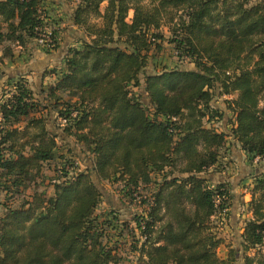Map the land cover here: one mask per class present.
Listing matches in <instances>:
<instances>
[{"label": "trees", "instance_id": "trees-1", "mask_svg": "<svg viewBox=\"0 0 264 264\" xmlns=\"http://www.w3.org/2000/svg\"><path fill=\"white\" fill-rule=\"evenodd\" d=\"M44 7L45 0H0V66L45 28H53L52 42L42 49L57 48L59 22ZM70 21L83 36L55 82L37 96L19 77L0 103V192L32 190L0 216V264H120L123 234L95 214L97 182L112 181L123 184L126 204L143 205L122 231L133 241V264H235L233 251L218 257L212 220L214 197L230 196L206 173L227 137L250 162L264 157V2L75 0ZM163 26L175 56L193 69L147 72L151 50H163ZM215 96L224 97L223 111ZM225 113L228 135L214 126ZM51 114L62 133L48 129ZM56 138H72L91 168L72 176L59 169L47 197L36 184L55 158ZM250 197L241 247L258 252L242 264H264L262 174Z\"/></svg>", "mask_w": 264, "mask_h": 264}, {"label": "rangeland", "instance_id": "rangeland-1", "mask_svg": "<svg viewBox=\"0 0 264 264\" xmlns=\"http://www.w3.org/2000/svg\"><path fill=\"white\" fill-rule=\"evenodd\" d=\"M61 1L68 4V2L71 3V1L73 0H61ZM248 1L250 4H254L260 1L264 2V0H248ZM58 10L54 8V2H52V0H45L44 11L45 14H47V16L49 17V19H53L59 23H63V22L65 23L66 21L64 20L65 19L64 15L61 16L60 12L56 13V11ZM60 27L61 26H59V30L57 31L58 46L56 49H53L52 51H56L63 46V37L61 33L66 32L67 25L65 28H60ZM160 31L162 32L165 38V40L162 42L163 50L161 52H156L155 50H151V52L149 53V57H150L149 64L151 66L146 69L147 72L152 71L150 69L152 66L155 68L156 72H159L164 67L172 68L176 65L185 69H193V64H191L188 59L179 60V58L175 56V54L173 53L172 45L167 43L168 39H170L171 37L168 28L163 26ZM81 35L83 34L81 33ZM39 48L42 49L41 47H38L35 44V42L28 43L26 47H20L19 45H15L14 47H12L13 50L12 56L6 57L4 59V64L0 66V103L10 94V90L12 89L11 83L19 78L14 76L10 78H6L7 74H9L6 63H8L9 66H11L10 63L13 64L14 66L12 67V69L15 71L17 66L16 61L19 62V59H21V61L23 62L31 60L33 57V53L35 52L36 49ZM49 53L50 52H46L45 54L48 55ZM0 56H1V52H0ZM14 59L15 61H13ZM52 70L53 68L47 73L51 74L53 73V71L56 72L55 69L53 71ZM132 90L134 92H137V88H133ZM214 104H216L218 107L224 108V97L219 98L215 96ZM54 117L55 115L53 114L50 115L49 118L51 119L48 125V129H51L55 133H62L60 130L61 128L59 129L57 125L58 124L62 125L63 123L60 120H58V122H55ZM220 127H221L220 125H217V130L219 132L221 130ZM56 141L58 143V149L56 151L55 158L52 160V162L43 166V175L42 178H40L41 181L39 180L36 184L37 185L36 189H38V191H44L47 197L53 194V189L51 187V184L49 183L53 181L56 175L59 176V173L57 172L59 171V169L67 170V168L69 167L71 171L70 175L72 176L74 173H81L86 169L88 170L89 168H91V161L88 159V157L85 154H82L80 152L79 147L74 144L72 138H66L65 141H62L60 138H56ZM228 148L229 147H227L226 145V147L220 152V158L218 159V163L216 167L210 169L206 173V175L208 179L210 176V180L212 179L211 175H213L214 177L216 176V174L219 173L224 175L223 176L224 182H220V183H225L224 184L225 189L229 193V196L232 195L229 202V212L226 220L230 222L229 219L231 214L230 208L234 206V208L237 210L236 212L239 213L238 223H241L240 230H242L244 223L251 218V214L247 208V204L251 198L250 190L252 188L255 177H257V175L259 174H262L264 176V160L260 159L256 163L254 161L250 162L245 156L246 161L244 165L245 167H247L248 171L245 174L244 172L242 173L243 176L242 179L238 177L236 181H233V177L237 174V167L235 165L234 160H231L229 158V155H227ZM69 149L72 150L74 157H72L71 154L69 153ZM71 165H73L74 168H71L72 167ZM224 165L225 167L228 168V171L223 169ZM239 179L240 181H238ZM213 183L216 184L217 182H213ZM97 186L102 194V199L95 211V214L100 215V213L101 214L105 213L104 214L106 218L105 224L111 222L110 226L113 225L116 228L115 229L116 235L119 234V236H122L123 234V236L121 237L123 239L122 240L123 243L118 250V258L120 260V264H133L135 263L134 256L131 255L132 254L131 248L133 246V241L131 238L127 237V235L124 234V232L125 230H127L126 225H129L128 227L134 226L131 223V219L133 215L140 214V212L143 209V205L139 203L126 204L124 202V198L121 197L122 194L121 190L123 184L118 181L102 182V183L97 182ZM31 191H32L31 189L30 191L26 190L22 195L15 197L14 196L5 197L3 196V193L0 192V216L5 212L6 207L11 209L21 207L24 204V202L27 200V197L31 193ZM245 194L249 195V199L246 204L242 202L243 196H245ZM110 211H114L116 213V215L118 216L116 218L118 219V222L117 221L113 222V220H111L113 219L114 216L108 214ZM226 223L227 221L225 222L224 227L226 226ZM216 229L220 235L223 234V232L221 231L222 228L216 227ZM238 235H241V231L240 233H237L235 231L231 233L227 232L224 236H220L222 242L217 248V255L220 259H224V257L226 258L227 253L230 250L233 251L235 254V258L237 260L235 264H242L244 255L252 257L253 255H255L256 252H258V248H255L244 253L241 247V237L240 239H238L237 238Z\"/></svg>", "mask_w": 264, "mask_h": 264}, {"label": "crops", "instance_id": "crops-1", "mask_svg": "<svg viewBox=\"0 0 264 264\" xmlns=\"http://www.w3.org/2000/svg\"><path fill=\"white\" fill-rule=\"evenodd\" d=\"M54 2V8L59 9L57 12L61 13V16L64 15L65 17V23H59L60 28H65L66 25V32H62V37H63V46L59 48L56 51H50V53L47 55L45 54L43 49H36L35 52L33 53V57L29 61H21L19 59V62L16 61L17 66L16 70L14 71L12 67L14 66L13 64L10 63L11 66H9L8 63H6L7 68H8V73L6 78L10 77H22L24 78L31 90L36 94L37 96L45 91L47 87L51 84H53L56 80V73H59V70L64 69V64H63V57L67 51L68 48L72 47H78L80 44V39L82 38L83 35H81V32L77 30L74 26H72V23L70 21V16L72 13V7L75 5V0L71 1V3L68 2L65 3L61 0H52ZM60 16V15H58ZM131 16V14L129 15ZM15 61V59L13 60ZM55 69L56 72L54 73H47L51 69ZM52 70V71H53ZM221 108V107H220ZM223 111V108H221ZM231 116L228 113H225L223 116V119L220 122H217L214 124V126L217 128V125H220V131L225 132L227 135L229 133V127L228 125V119H230ZM51 119V118H50ZM50 131H52L50 129ZM226 145L229 147L227 149V155H229V158L231 160H234L235 165L237 167V174L233 177V181H236V179L239 177L240 179L243 178L242 173L244 172L247 173L248 169L245 167L244 163L246 161L244 153L241 151L239 145L231 138L227 137L226 138ZM230 145V146H228ZM223 176L222 174H216L214 177L211 175V180L212 182H224L223 181ZM210 179V176H209ZM240 179L238 181H240ZM236 183V182H235ZM239 186V185H238ZM237 186V187H238ZM244 192V191H242ZM232 195H230V198ZM249 195L245 194L243 196L242 202L246 204L248 202ZM242 205V204H241ZM231 214H230V222L227 220L226 226L221 229L223 234L221 236H224L227 232H237L240 233V227L241 223L239 222V213L236 212L237 210L232 206L230 208ZM237 216V217H235ZM238 223V225H237ZM232 236V235H231ZM239 236V237H238ZM237 238L240 239V235H238ZM233 237V236H232ZM233 239V238H232ZM237 239V240H238ZM236 240V238H235ZM236 242V241H235ZM225 258V257H224Z\"/></svg>", "mask_w": 264, "mask_h": 264}, {"label": "built area", "instance_id": "built-area-1", "mask_svg": "<svg viewBox=\"0 0 264 264\" xmlns=\"http://www.w3.org/2000/svg\"><path fill=\"white\" fill-rule=\"evenodd\" d=\"M52 30L53 28H45L44 30H39L38 38L34 41L38 47L44 48L47 47L52 42ZM263 158H255L254 162H258ZM223 169L228 171V168L223 166ZM231 169V168H230ZM228 202V203H227ZM229 202L228 197L226 195H217L214 197V208L215 212L212 217V220L217 228H223L225 222L227 221L228 212H229Z\"/></svg>", "mask_w": 264, "mask_h": 264}]
</instances>
